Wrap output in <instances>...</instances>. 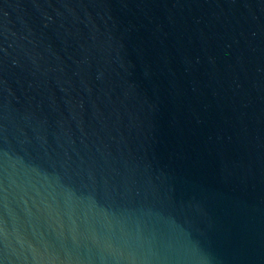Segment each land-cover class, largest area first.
Instances as JSON below:
<instances>
[{"label":"water","instance_id":"95a60500","mask_svg":"<svg viewBox=\"0 0 264 264\" xmlns=\"http://www.w3.org/2000/svg\"><path fill=\"white\" fill-rule=\"evenodd\" d=\"M0 264H264V0H0Z\"/></svg>","mask_w":264,"mask_h":264}]
</instances>
